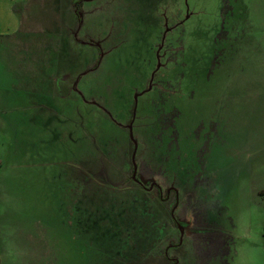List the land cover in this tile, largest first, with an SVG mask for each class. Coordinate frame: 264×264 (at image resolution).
I'll list each match as a JSON object with an SVG mask.
<instances>
[{
  "label": "rangeland",
  "instance_id": "1",
  "mask_svg": "<svg viewBox=\"0 0 264 264\" xmlns=\"http://www.w3.org/2000/svg\"><path fill=\"white\" fill-rule=\"evenodd\" d=\"M72 3L0 12V264H264V0Z\"/></svg>",
  "mask_w": 264,
  "mask_h": 264
},
{
  "label": "crops",
  "instance_id": "2",
  "mask_svg": "<svg viewBox=\"0 0 264 264\" xmlns=\"http://www.w3.org/2000/svg\"><path fill=\"white\" fill-rule=\"evenodd\" d=\"M75 0H70V2L75 5ZM16 0H0V12L3 13L6 22L4 24V33H17L19 31L20 26L18 27L19 23L17 21V16L14 14L18 13V7L15 4ZM17 31V32H16ZM12 35V34H10Z\"/></svg>",
  "mask_w": 264,
  "mask_h": 264
},
{
  "label": "trees",
  "instance_id": "3",
  "mask_svg": "<svg viewBox=\"0 0 264 264\" xmlns=\"http://www.w3.org/2000/svg\"><path fill=\"white\" fill-rule=\"evenodd\" d=\"M74 2H75V3H74L75 6H77V11L80 13V12H81V3H80L81 0H75ZM133 254H134V253H133ZM133 254H130V258H129V259H130V260H134V261H135V260L138 261V260L136 259L137 257L134 256Z\"/></svg>",
  "mask_w": 264,
  "mask_h": 264
},
{
  "label": "water",
  "instance_id": "4",
  "mask_svg": "<svg viewBox=\"0 0 264 264\" xmlns=\"http://www.w3.org/2000/svg\"><path fill=\"white\" fill-rule=\"evenodd\" d=\"M134 142H135V141H134ZM135 144H136V142H135ZM133 158H134V157H133ZM136 169H137V168H136V166H135V169H134V174H135V172H136Z\"/></svg>",
  "mask_w": 264,
  "mask_h": 264
}]
</instances>
